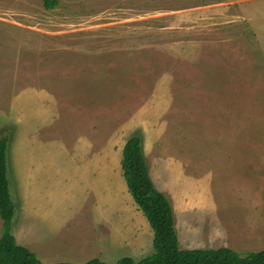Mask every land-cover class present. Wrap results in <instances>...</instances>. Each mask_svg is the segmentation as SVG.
I'll return each mask as SVG.
<instances>
[{
  "label": "rangeland",
  "instance_id": "374dc122",
  "mask_svg": "<svg viewBox=\"0 0 264 264\" xmlns=\"http://www.w3.org/2000/svg\"><path fill=\"white\" fill-rule=\"evenodd\" d=\"M50 1L57 6L0 0V139L11 140L8 176L17 243L28 245L19 193L11 183L19 135L14 105L20 93L38 89L52 92L65 107L60 117L66 116L57 119L65 137L56 128L36 129L38 157L46 159L44 148L51 143H63L55 160L34 169L51 209L62 210L65 221L36 236L44 251L27 248L42 264L97 258L116 264L127 257L121 251L136 261L155 253L154 232L140 210L152 238L140 245L123 239L120 246L127 250L98 241L114 226L109 219L101 218L104 226L82 224L98 193L94 183L110 198L121 192L117 180L108 178L104 185L103 176L83 169L86 156L75 149L76 137L91 136L87 127L95 120L118 130V153L130 138L143 136L151 178L171 202L181 249L190 250L181 243L177 221L187 218L196 249L230 248L242 256L264 251V0L249 1L260 12L253 24L232 19L239 13L236 0ZM35 99L24 119L31 127L37 120L46 123ZM80 110L92 118L85 122ZM128 195L133 200L129 190ZM114 198L121 206L120 197ZM188 209L190 217L183 216ZM3 233L0 218V239ZM76 238L89 246L86 261L78 260L84 255ZM103 245L116 251L110 261L103 259L101 251H110Z\"/></svg>",
  "mask_w": 264,
  "mask_h": 264
},
{
  "label": "crops",
  "instance_id": "0c3cea01",
  "mask_svg": "<svg viewBox=\"0 0 264 264\" xmlns=\"http://www.w3.org/2000/svg\"><path fill=\"white\" fill-rule=\"evenodd\" d=\"M230 1H234V0H230ZM249 1L250 0H236L237 4L239 5L238 8L239 13L237 16H233L232 19L237 18V20L239 21L243 20V22L244 21L247 23L252 22L253 24V22L257 19V17L259 18L260 12L257 11L250 4ZM225 4L228 6V8L230 7L229 5L230 3H225ZM228 16L229 14L225 13L222 18L225 19L228 18ZM229 22H233V21H231V19H228L227 23ZM33 98H36L34 103L37 105V110L39 111L40 116H42L46 120V123L37 120L36 122L38 124H36L35 127L29 126L24 121V119H26L30 113L29 109L32 106ZM64 109L65 107H62V105L58 102L56 96L52 92L50 91L46 92L42 90L40 93L38 89H30L27 90V93H25V91L20 93L17 96L14 105V114L16 115V117L14 115L15 118L14 122H15V128L19 130V135H17V139H15V142L13 144V151H14L13 154H14L16 172L14 173L15 175L14 180L11 183L14 185V187L16 186L15 191L19 193L20 202L22 204V210L20 212L21 214L20 213L18 214L24 226V232L25 234L28 235V243H27L28 245L27 247L26 246L25 247L30 249L34 253H39L41 251H44L43 245L40 243L39 238L36 237L37 235L40 236V234L42 235L43 233L49 234V231L51 230L50 228L59 229L61 225L65 223V221H62L60 218V214H63V211L59 210L60 212L59 213L55 209H51V205H49L47 201L48 192L44 191L45 184H43V182L42 183L38 182L39 176L35 180V172H34V169L38 168V164H40L42 161L46 159L50 160L52 158L53 160H55L57 158L56 157L57 150L61 151L63 149V143L58 145L57 142H54L56 146L53 143H51L50 146H46L44 148L45 151L48 152V154H46V159L43 156L38 157L34 147V144L37 141L36 135H38L36 129L42 130L44 128H47V129H52L53 132V130L56 128L55 129L56 133L58 130L59 133L62 134L64 133L63 136L65 137L66 129L64 130V125L57 126L58 125L57 119L62 120L66 118V116L64 115L60 117L61 113L64 114ZM80 111L83 113L85 122L86 120H90L92 118V116H90L84 110H80ZM29 122L31 123L32 119ZM102 124L103 123L100 120L92 121L91 126L87 127L91 136H84L85 133L79 134V136L76 137L77 139L74 144L75 149L84 153V155L86 156L84 157L83 169L86 170L87 168L88 170H90V175L92 177L103 176L102 181L106 180L102 182L104 185L106 184L108 178L112 180L113 179L117 180L121 185V188L119 189L121 192L120 195L116 194L115 196L110 198L111 196L106 195L104 186L103 188L102 185L101 187H98V185L94 183L93 188L98 193L96 194L95 200L93 199L92 202L89 203V207H90L89 210L85 211V213L88 214V217L83 221L84 223L82 222L81 223L85 224V227L89 226L90 224L93 225L99 224V226H104L100 223L101 218L109 219L114 226L112 227L109 226L108 228L109 235L107 237L102 236L101 238L99 236L98 241L99 240L105 241L106 243H111L117 249L127 250L126 248H123L126 246L123 247L120 246V243L124 242L123 239L127 240V238L130 239L133 238L135 240L136 245H140V243L146 242L145 240L146 238L148 237L152 238L151 232L149 231L150 230L149 228L151 226L148 227V224L146 223L144 217L141 215L140 213L141 210L134 201L133 196L131 195L133 198L132 200L131 197L128 195L129 189L126 188V185L124 183L125 178L123 179L124 175L122 169V161H123L124 149L127 142L122 147L120 153H118L117 151L118 130L116 129V131L114 132L111 129L100 127ZM88 138L89 139L91 138L92 141L88 140ZM38 141H40L39 136H38ZM49 151H52L51 156H49ZM119 154L122 156V159L120 160H119ZM150 169L152 170V168ZM38 175L41 174L39 173ZM96 180L100 182L99 179ZM112 186L114 185L112 184ZM163 191H165V189H163ZM78 194L81 195L80 193H77V195ZM81 196L85 198L84 195ZM114 197H120L119 199L116 200L120 201L121 206H116V202L112 201L113 199H115ZM63 200H64L63 197H60L58 199L59 202H62ZM84 200H86V198ZM70 208L73 209V207ZM92 208L94 209L92 210ZM189 212L190 209H188V213L183 216H189ZM183 216L179 214L180 218H182ZM186 219L187 218H182V219H178L177 221L179 237L182 245H184L183 247H187L186 249L195 250L197 246L195 244H191L193 242V237L190 236L191 231L186 226L187 224ZM191 219L193 220L192 217ZM51 220H53L54 222ZM191 223H189L188 225L190 226ZM122 226H123V231L125 233L122 232L121 229ZM83 230H85V228ZM83 230L80 233H82ZM76 235L77 234H75L74 237ZM32 241L33 243L31 244ZM117 241H118V245L116 244ZM76 242L81 243V245L83 246V249L81 251L83 255L84 253L88 252L87 248L89 246L85 241H80V238H76L75 244ZM102 249L110 250V251H101L103 253V259L104 260L106 259V261H110L112 258V254L116 253V251H112L111 248H108L106 246H104ZM184 249L185 248H183V250ZM121 252H124L125 255H127L126 258L135 257L127 254V253H131L130 251H121ZM68 253L72 254L73 251H69ZM82 259L86 261L87 258L85 257V255L84 258H78L79 261H81ZM71 262L72 261L63 262V263H71Z\"/></svg>",
  "mask_w": 264,
  "mask_h": 264
},
{
  "label": "trees",
  "instance_id": "16d2710c",
  "mask_svg": "<svg viewBox=\"0 0 264 264\" xmlns=\"http://www.w3.org/2000/svg\"><path fill=\"white\" fill-rule=\"evenodd\" d=\"M57 4L56 1L46 2L48 8L56 7ZM143 139L141 134H137L127 142L122 169L134 201L153 229L155 253L140 261L123 258L116 264H264V251L242 256L230 248L205 250L180 248L173 207L168 197L154 185L144 154ZM10 141L8 135L0 139V218L4 230L0 239V264H42L35 254L20 246L12 234V223L17 207L12 198L8 176ZM86 264L106 263L93 259Z\"/></svg>",
  "mask_w": 264,
  "mask_h": 264
}]
</instances>
